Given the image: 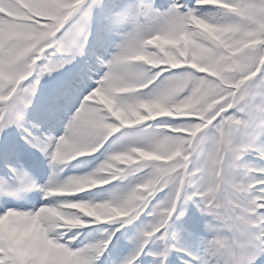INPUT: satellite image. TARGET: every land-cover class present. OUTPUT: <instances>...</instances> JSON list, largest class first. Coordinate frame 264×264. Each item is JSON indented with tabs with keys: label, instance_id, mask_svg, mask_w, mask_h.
<instances>
[{
	"label": "snow or ice",
	"instance_id": "1",
	"mask_svg": "<svg viewBox=\"0 0 264 264\" xmlns=\"http://www.w3.org/2000/svg\"><path fill=\"white\" fill-rule=\"evenodd\" d=\"M0 264H264V0H0Z\"/></svg>",
	"mask_w": 264,
	"mask_h": 264
}]
</instances>
